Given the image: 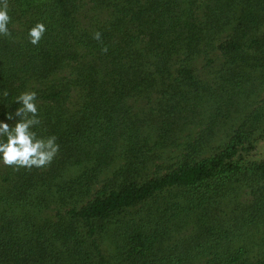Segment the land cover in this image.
Wrapping results in <instances>:
<instances>
[{
  "label": "trees",
  "instance_id": "trees-1",
  "mask_svg": "<svg viewBox=\"0 0 264 264\" xmlns=\"http://www.w3.org/2000/svg\"><path fill=\"white\" fill-rule=\"evenodd\" d=\"M8 3L0 121L59 150L0 163V264H264V0Z\"/></svg>",
  "mask_w": 264,
  "mask_h": 264
},
{
  "label": "clouds",
  "instance_id": "clouds-1",
  "mask_svg": "<svg viewBox=\"0 0 264 264\" xmlns=\"http://www.w3.org/2000/svg\"><path fill=\"white\" fill-rule=\"evenodd\" d=\"M8 0H0V35H10ZM47 27L38 22L28 31L31 44L37 45L44 36ZM96 39L100 34H96ZM15 104L19 105L14 114H5L7 120L19 117L14 126L0 121V163L4 165L31 168H40L49 164L59 150L55 137L48 139L38 138L31 129L39 124L37 93L26 91L15 97Z\"/></svg>",
  "mask_w": 264,
  "mask_h": 264
},
{
  "label": "rangeland",
  "instance_id": "rangeland-1",
  "mask_svg": "<svg viewBox=\"0 0 264 264\" xmlns=\"http://www.w3.org/2000/svg\"><path fill=\"white\" fill-rule=\"evenodd\" d=\"M262 143H263V142H262ZM262 143H261V144H262ZM261 152H264V150H261Z\"/></svg>",
  "mask_w": 264,
  "mask_h": 264
}]
</instances>
